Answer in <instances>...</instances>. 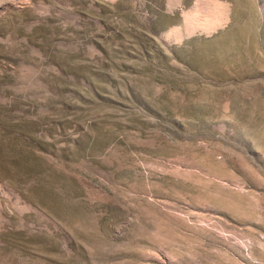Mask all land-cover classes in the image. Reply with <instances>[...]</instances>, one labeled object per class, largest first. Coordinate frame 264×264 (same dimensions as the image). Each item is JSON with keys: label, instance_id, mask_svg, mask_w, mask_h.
Returning <instances> with one entry per match:
<instances>
[{"label": "rangeland", "instance_id": "obj_1", "mask_svg": "<svg viewBox=\"0 0 264 264\" xmlns=\"http://www.w3.org/2000/svg\"><path fill=\"white\" fill-rule=\"evenodd\" d=\"M0 264H264V0H0Z\"/></svg>", "mask_w": 264, "mask_h": 264}, {"label": "water", "instance_id": "obj_2", "mask_svg": "<svg viewBox=\"0 0 264 264\" xmlns=\"http://www.w3.org/2000/svg\"><path fill=\"white\" fill-rule=\"evenodd\" d=\"M50 39H51V37H50ZM103 52H104V54L106 55V57H109V55H111V52L112 51H108V50H103ZM73 53V49H71V50H69V52H68V54H72ZM68 61V60H67ZM57 64V66L59 67L60 66V68L62 69H64V70H62L63 71V75H66L67 74V72H69L68 70H66L67 69V66L69 65V63H64V64H59V63H56ZM59 68V69H60ZM66 68V69H65ZM71 94H73V92L71 91L70 92ZM72 174H75L74 172H70V173H66V175H68L70 178H73V175ZM73 180H75V179H73Z\"/></svg>", "mask_w": 264, "mask_h": 264}, {"label": "crops", "instance_id": "obj_3", "mask_svg": "<svg viewBox=\"0 0 264 264\" xmlns=\"http://www.w3.org/2000/svg\"><path fill=\"white\" fill-rule=\"evenodd\" d=\"M217 1H219V0H217Z\"/></svg>", "mask_w": 264, "mask_h": 264}]
</instances>
